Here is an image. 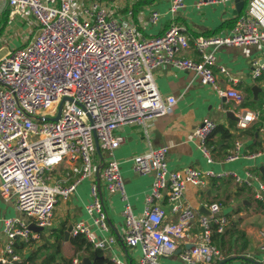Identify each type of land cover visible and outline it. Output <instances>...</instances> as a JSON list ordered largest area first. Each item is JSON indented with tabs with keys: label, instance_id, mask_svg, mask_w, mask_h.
<instances>
[{
	"label": "built area",
	"instance_id": "2783aa9c",
	"mask_svg": "<svg viewBox=\"0 0 264 264\" xmlns=\"http://www.w3.org/2000/svg\"><path fill=\"white\" fill-rule=\"evenodd\" d=\"M8 21L31 18L36 32L20 47L0 57V199L13 200L17 215L2 220L5 239L0 243V262L33 264L14 250L15 242L37 243L39 232L53 227L57 199L67 200L81 180L89 181V202L84 212L96 230L82 220L71 223L70 235H83L93 248L110 250L115 237L110 233L103 206L100 181L107 193H118L123 201V231L126 245H139L137 264H167L162 260L176 251L177 240L186 235L195 211L184 198L185 185L202 186L207 176L230 174L234 180L251 184L257 173L241 177L235 171H204L198 166L167 168L168 148L152 146L149 128L157 116L168 113L175 95H162L154 80L157 67L193 71L227 99L240 102L237 77L216 62L221 45L264 43V6L251 0L249 9L238 15L226 34L189 35L187 29L171 21L166 30L150 38L138 35L135 24L125 21L119 3L109 0H4ZM225 0H196V4ZM184 6V0H170L169 12ZM130 18L132 10L126 11ZM159 9L151 8L148 22L159 20ZM193 49L196 56L182 53ZM252 81L264 75V49L250 63ZM221 73L226 86L218 82ZM56 120L50 118L56 116ZM260 109L243 108L235 125L245 128L260 119ZM121 123L138 124L147 141L144 151L132 156V169L152 173L143 210L134 214L124 189V181L114 157L123 141L117 132ZM215 121L206 117L192 135L207 162L213 161L208 138ZM261 148L242 151L237 138L224 160L264 154V127L259 129ZM96 141V144H95ZM96 145L99 152H96ZM63 166L60 177L51 172ZM98 175V183L95 174ZM69 179H71L69 181ZM257 197L264 204V184ZM100 189V192H99ZM163 202L175 220H169ZM207 214L198 215L199 240L179 252L183 264L213 263L222 257L211 242L213 230L221 232L227 218L217 201L209 202ZM264 249V246H262ZM114 264H124L111 255ZM77 260L72 259V264Z\"/></svg>",
	"mask_w": 264,
	"mask_h": 264
},
{
	"label": "crops",
	"instance_id": "0c3cea01",
	"mask_svg": "<svg viewBox=\"0 0 264 264\" xmlns=\"http://www.w3.org/2000/svg\"><path fill=\"white\" fill-rule=\"evenodd\" d=\"M112 1L119 3L120 7L117 10H119L121 16L123 15V19L125 21L131 20L135 24L138 35L144 38H150L163 33L171 21L183 25L189 35L191 33L196 35L205 33H210L209 35L226 34L231 28L232 18L238 14L234 0L211 1L201 4H196V0H184V6L179 8L175 13L169 12L170 0H149L146 3H142V0H125L123 3L126 6L121 0ZM250 3L251 0H247V3L243 4V12L250 8ZM261 4L264 6V0H261ZM133 7L135 10H132ZM124 8L127 11L132 10L130 18L126 15ZM151 8L159 9L161 16L157 22L150 24L148 17ZM3 36H5V29L0 35V43L3 40ZM2 48L3 45L1 43L0 50ZM263 49L264 43H251L221 45L216 50V62L223 64L230 71L231 75L238 78L235 86L239 88L242 94L240 102L227 99L215 92L207 84L201 83L193 71L182 70L173 66L155 68L154 80L157 89H159L162 95L171 94L176 97L172 109L164 115L157 116L152 124L148 126L151 145L164 144L168 148L166 155L168 169L175 170L195 165L204 171H235L241 177H245L247 171L257 173L255 170L257 167L263 173L260 170V166H264V154L254 157L240 156L234 158V160L223 159L225 154L232 149L233 142L237 138L242 141L243 152L245 150L253 152L254 149L262 147L260 134L259 143L255 145L256 147L254 146V149H251L249 146L250 139L238 134V130H235L233 125H235L237 113L241 112L243 108L252 109L242 105V100L247 97L251 99L261 98L264 94V75L256 81H252L250 77L252 58L259 56ZM182 55L192 57L196 56V53L193 49H189L184 51ZM217 75L219 84L226 86L227 84L222 74L217 73ZM253 84L260 87L256 96L253 94ZM206 117L214 119L216 124H220L222 127L229 128L231 132H234L232 140H223L219 133H214V135L210 136L208 144L211 147L212 162L206 161L192 135L196 126ZM260 126L264 127V122ZM117 132L123 136V141L115 147L114 157L118 161L127 200L133 209V213L136 215L144 209V199L149 192V185L153 174L138 173L132 169L131 158L135 153L146 149L147 141L138 124L121 123L117 127ZM64 173L63 166H59L51 172V175L60 177ZM258 176L259 180L252 181L250 185L234 180L229 173L222 176H207L206 182L202 186H194L187 183L185 185L184 198L186 203L195 211L196 217L190 223L186 235L177 240L176 251L163 256L162 260L167 264H183L179 257V252L184 247L194 244L199 240L200 227H198V215L208 213L206 205L210 202L209 200L227 196L226 203L221 206V213L224 215L225 213H229L230 220L237 222L236 226L245 233L248 246L242 253L231 256L223 264H264V249L262 248L264 246V228L253 225L256 215H264V208L258 205L257 201L260 199L256 195L260 191L259 182L261 181L264 184V178H261L259 174ZM88 188L89 181L81 180L67 200H61V203L58 204V201L56 202L57 205L53 209V227H56L60 222H66L67 226L74 221L82 220L86 224H89L93 232L98 236L83 208L90 200ZM99 188L103 196V206L107 211V222L110 233L115 237V242L110 250L105 251V254L108 257L115 255L124 264H137L141 248L139 245L130 247L121 238L124 223L121 209L123 201L117 192L113 194L107 193L101 181ZM255 201L257 206L253 207L252 202ZM163 203L168 219L175 220L176 214L171 212L168 204ZM14 215H17V212L14 208L13 200L3 201L0 199V243L5 239L1 229L2 220ZM43 232L45 238L50 240L48 231ZM233 239L234 236L230 238L232 243ZM41 242L42 240L40 239L37 243L26 246L22 250L23 256L29 249L36 248ZM64 245L65 243L63 247ZM63 247L62 253L65 256H69L71 249L69 254H65ZM231 253L233 254L232 249ZM197 264L213 263L198 262Z\"/></svg>",
	"mask_w": 264,
	"mask_h": 264
},
{
	"label": "trees",
	"instance_id": "16d2710c",
	"mask_svg": "<svg viewBox=\"0 0 264 264\" xmlns=\"http://www.w3.org/2000/svg\"><path fill=\"white\" fill-rule=\"evenodd\" d=\"M148 1L149 0H142L141 2L146 3ZM246 3L247 0H244V4ZM124 10L127 11L126 8H124ZM132 10H135V8L133 7ZM243 11L244 8H242L234 18H232V23L238 15L243 13ZM7 15L8 9L5 6L0 12V35L6 28L8 22ZM209 34L205 33L202 35ZM191 35L195 36L196 34L191 33ZM241 104L252 109L256 108L261 110L259 121H253V123L249 124L245 128H238L236 125H233L235 127V130H238V134H241L250 139L249 146L251 149H254V146L259 143V129L261 127L260 125L264 122V106H262L264 104V94L261 98H244ZM214 127L215 128L210 136L214 135V133H219L223 140H232L234 138V132H231L229 128L222 127L220 124H215ZM255 170L261 176V178H264V174L261 173L257 167L255 168ZM227 198V196H225L224 198L218 197L215 200L219 203L220 206H222L226 203ZM215 200L211 199L209 201L213 202ZM257 202L261 208H264V204L261 200H258ZM225 216H227L226 218H228V223L225 224L224 230L218 232L214 229L211 235V242L214 245L218 246L222 253V257L213 262V264H217L222 259H226L225 261H227L229 257L231 258V256L239 255L248 246L244 231L236 226L237 222H233L230 220L229 213H225ZM65 229L66 222H60L56 227L49 229L47 233L50 240H47L44 236V232L40 231L39 234L42 240L41 244H39L36 248L29 249L27 253L24 254V259L33 264H72V259L77 260L76 264H114L105 254L104 250L102 251L100 249L93 248L92 245L86 241L83 235L68 234L66 238H64ZM232 236H234L233 243L230 241V238ZM64 243H68L70 246L71 253L69 256H65L62 253V247ZM25 247L26 245L23 242H15L14 244V250L21 255H23L22 250ZM231 249L233 250V254L231 253ZM82 258H86L88 261L82 262ZM224 262H222L221 264H223Z\"/></svg>",
	"mask_w": 264,
	"mask_h": 264
},
{
	"label": "rangeland",
	"instance_id": "374dc122",
	"mask_svg": "<svg viewBox=\"0 0 264 264\" xmlns=\"http://www.w3.org/2000/svg\"><path fill=\"white\" fill-rule=\"evenodd\" d=\"M121 1L123 3V1L125 0H121ZM35 32H36V26L32 22L31 18L20 16L19 18L17 17L15 23L8 21L5 28V36H3V40L1 42L3 48L0 50V57L7 50H12L20 47V45L26 42L30 37H32ZM57 201H58L57 204L61 203L60 198H58ZM57 204H55V207ZM252 205L253 207L257 206L256 201L252 202ZM56 211H57V215L59 216L57 209ZM253 225H257L264 228V215H256L255 219L253 220ZM63 249L65 254L70 253V247L68 243H65Z\"/></svg>",
	"mask_w": 264,
	"mask_h": 264
},
{
	"label": "water",
	"instance_id": "95a60500",
	"mask_svg": "<svg viewBox=\"0 0 264 264\" xmlns=\"http://www.w3.org/2000/svg\"><path fill=\"white\" fill-rule=\"evenodd\" d=\"M4 4H5V1H4V0H0V12L3 10V8H4ZM234 4H235V7H236L237 11L239 12V11H241V9L243 8L242 6H243V4H244V0H234ZM252 89H253V94H254V96H256V95H257V92H258L259 89H260V87L257 86L256 84H253V85H252ZM59 108H60V105H59L58 108H57V114H56V116L50 118L51 120H56V119H57V117H58V112H59ZM235 117H236V116H235ZM95 144H96V141H95ZM96 152H97V153L99 152V150H98V146H97V145H96ZM260 170L263 171V173H264V166H263V165L260 166ZM95 181L98 183V175H97V173L95 174ZM28 228L31 229V230H33V231H37V232L42 231V228H41V227L33 226L32 224H29V225H28ZM70 228H71V224H68V225L66 226L65 231H64V238H66V236L69 234ZM229 258H230V257H229ZM225 260H226V259H222V260H220L217 264H221V263L224 262ZM81 261H82V262H87L88 260H87L86 258H82ZM0 264H15V262H13V261L10 262V263H1V262H0Z\"/></svg>",
	"mask_w": 264,
	"mask_h": 264
}]
</instances>
